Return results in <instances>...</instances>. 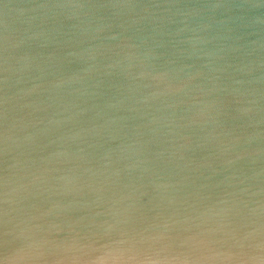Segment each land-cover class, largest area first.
Listing matches in <instances>:
<instances>
[{
  "label": "clouds",
  "instance_id": "1",
  "mask_svg": "<svg viewBox=\"0 0 264 264\" xmlns=\"http://www.w3.org/2000/svg\"><path fill=\"white\" fill-rule=\"evenodd\" d=\"M0 17V264H264V0Z\"/></svg>",
  "mask_w": 264,
  "mask_h": 264
},
{
  "label": "water",
  "instance_id": "2",
  "mask_svg": "<svg viewBox=\"0 0 264 264\" xmlns=\"http://www.w3.org/2000/svg\"><path fill=\"white\" fill-rule=\"evenodd\" d=\"M28 2L29 0H0V5H2L3 3H11L13 5L19 6ZM0 20H2V17H0Z\"/></svg>",
  "mask_w": 264,
  "mask_h": 264
}]
</instances>
